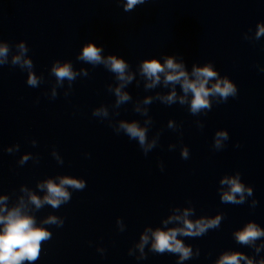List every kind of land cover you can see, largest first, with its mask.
I'll list each match as a JSON object with an SVG mask.
<instances>
[{
  "label": "water",
  "instance_id": "95a60500",
  "mask_svg": "<svg viewBox=\"0 0 264 264\" xmlns=\"http://www.w3.org/2000/svg\"><path fill=\"white\" fill-rule=\"evenodd\" d=\"M124 3L0 0V43L8 47L0 64V196L8 208L23 199L37 225L51 233L37 260L22 264H216L230 251L259 264L264 237L244 244L234 233L249 222L264 229V36L255 35L264 0H144L128 11ZM90 41L102 57L127 63L133 79L122 91L129 100L117 103L116 73L79 58ZM16 55L31 67L13 64ZM166 56L189 73L194 65L212 64L236 85V95L209 97L210 108L192 113L191 93L179 101V83L162 79L146 87L141 63L153 57L163 63ZM65 63L75 73L71 81L54 75ZM30 74L35 86L27 82ZM173 87L177 100L165 103L160 97ZM133 121L153 144L147 152L120 128ZM219 131L227 138L217 146ZM236 176L252 194L225 203L230 186L221 181ZM63 177L85 186H65L69 199L56 207L30 202V194H47L41 184ZM185 209L193 221L221 216L203 235H178L191 246L190 258L180 262L177 253L152 251L151 233L141 251L149 228L182 227L163 221ZM50 216L60 223L44 224Z\"/></svg>",
  "mask_w": 264,
  "mask_h": 264
},
{
  "label": "clouds",
  "instance_id": "9594fccd",
  "mask_svg": "<svg viewBox=\"0 0 264 264\" xmlns=\"http://www.w3.org/2000/svg\"><path fill=\"white\" fill-rule=\"evenodd\" d=\"M144 3V0H125L124 8L126 11L133 9L137 4ZM256 38L259 39L264 36V22H258ZM21 53L25 51L23 44H21ZM102 48L97 46L94 42L87 43L81 52L80 59L92 64L103 63L112 72L117 74V79L121 81L120 86L115 89L118 97L117 103H122L130 99L122 88L133 79V74L126 72L128 68L127 63L121 57L109 55L108 57L101 56ZM8 54V47L6 44L0 43V64L6 61ZM13 64H20L22 67H31V61L22 58V55H16L13 58ZM141 74L147 79L146 87H155L163 79L165 85H175L179 83L184 95L179 97L181 104L188 99V94L191 93L190 109L192 113H197L201 109L210 108L209 97L219 96L226 100L228 96H235L237 93L236 85L227 77L221 78L214 70L212 64H205L203 66H193L191 73H189L184 64L177 62L175 57L166 56L163 63L159 59L153 57L144 60L140 65ZM54 75L58 80L62 81L67 78L72 80L75 73L69 63L57 64L53 68ZM215 77V81L212 78ZM28 84L35 86L38 81L34 75H29ZM160 99L165 103L171 104L177 100L175 87L166 96H161ZM144 104L151 102V97L145 98ZM139 110V108L137 109ZM96 114H100L98 111ZM106 115V112L104 113ZM120 128L132 139H138L140 145L144 146L145 152L150 149L153 144H146V129L140 127L137 122H121ZM227 138L226 131H219L217 133L216 144L220 145L222 139ZM185 157L187 151L182 153ZM27 159V156L24 157ZM221 183L230 186L228 191L223 192L222 201L225 203H242L244 194H252V188H245L239 179L236 177H225ZM65 186L74 188H83L85 182L69 177H63L57 184L53 180H48L41 184V188L47 189V194L41 199L35 194H30V202L39 208L43 203L47 202L53 207L69 199V192ZM239 194V199L237 195ZM6 196H0V264H22L27 260L30 262L36 261L40 255L41 241L50 238L51 233L42 225H37L35 218L28 214L23 199L19 205L8 208L5 201ZM191 209H185L182 213L177 210L176 214L169 216L167 220L163 221L165 225L172 221H179L182 227L173 228H157L152 230L149 228L141 237L138 247L141 251L144 245L148 243L151 233L152 251L157 253L171 252L179 254V261L190 258L193 255L191 246H186L178 235L181 236H200L206 233L210 228L219 226L221 216L217 215L214 218L201 217L195 221L189 219ZM44 224L60 223L55 216L48 217ZM236 240L239 243L252 244L258 238L264 237V229L257 223L249 222L242 229L234 233ZM261 246H264L262 244ZM256 247V251H260V247ZM246 264H254L253 259L249 258L242 252L230 251L224 252L216 261V264H241V261ZM259 264H264L261 260Z\"/></svg>",
  "mask_w": 264,
  "mask_h": 264
}]
</instances>
